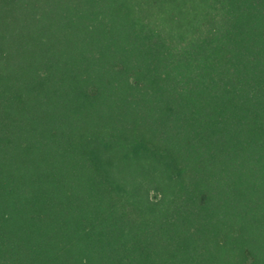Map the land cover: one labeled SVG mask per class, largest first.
<instances>
[{
  "label": "trees",
  "instance_id": "obj_1",
  "mask_svg": "<svg viewBox=\"0 0 264 264\" xmlns=\"http://www.w3.org/2000/svg\"><path fill=\"white\" fill-rule=\"evenodd\" d=\"M0 264H264V0H0Z\"/></svg>",
  "mask_w": 264,
  "mask_h": 264
}]
</instances>
